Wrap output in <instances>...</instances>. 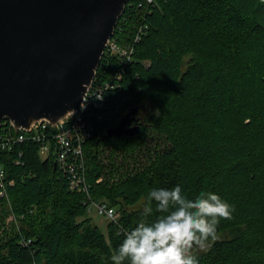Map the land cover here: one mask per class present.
<instances>
[{
  "label": "trees",
  "instance_id": "trees-1",
  "mask_svg": "<svg viewBox=\"0 0 264 264\" xmlns=\"http://www.w3.org/2000/svg\"><path fill=\"white\" fill-rule=\"evenodd\" d=\"M112 38L134 45L132 60L125 65L106 48L96 78L122 74L108 110L123 107L122 116L140 106L139 131L109 135L119 116L91 118L90 197L69 189L39 144L8 151L0 264H114L150 188L176 183L190 196L207 189L235 205L204 250L192 247L199 264H264V0H129ZM92 202L120 214L106 233L88 216Z\"/></svg>",
  "mask_w": 264,
  "mask_h": 264
},
{
  "label": "water",
  "instance_id": "water-1",
  "mask_svg": "<svg viewBox=\"0 0 264 264\" xmlns=\"http://www.w3.org/2000/svg\"><path fill=\"white\" fill-rule=\"evenodd\" d=\"M129 0H0V128L31 129L81 109ZM140 106L109 135L135 134Z\"/></svg>",
  "mask_w": 264,
  "mask_h": 264
},
{
  "label": "clouds",
  "instance_id": "clouds-1",
  "mask_svg": "<svg viewBox=\"0 0 264 264\" xmlns=\"http://www.w3.org/2000/svg\"><path fill=\"white\" fill-rule=\"evenodd\" d=\"M234 212L235 205L217 191L201 189L190 196L181 183L152 187L140 218L122 231L110 259L114 264H199L192 247H205L216 237L220 219H231Z\"/></svg>",
  "mask_w": 264,
  "mask_h": 264
},
{
  "label": "built area",
  "instance_id": "built-area-1",
  "mask_svg": "<svg viewBox=\"0 0 264 264\" xmlns=\"http://www.w3.org/2000/svg\"><path fill=\"white\" fill-rule=\"evenodd\" d=\"M153 2L154 0H147ZM141 5V3H140ZM143 27H140L137 38H141ZM118 41L112 38L109 40L106 48V54H119L121 61L126 65L132 60V54L135 51L134 45L121 47ZM105 48V51H106ZM117 80H102L95 77L92 85L87 90L85 99L81 109L75 113L68 115L62 121L53 124L45 119L36 122L31 129H16L12 124L9 126H1L0 128V199L9 198L6 184L7 175L3 166L4 156L8 151L18 149V146L25 142H33L40 145V154L43 158H47L52 153L56 166L63 170V174L67 177L68 187L72 191L86 193L89 197L90 185L87 178V168L85 162L84 145L95 132V124L91 119L96 117L103 120L106 117H118L119 121L122 116L123 107L117 109H109L110 92L120 87L119 80L122 74L116 75ZM102 97V98H100ZM97 110V112H96ZM126 113V112H125ZM123 113V114H125ZM7 124V122H6ZM20 163L19 159L16 161ZM98 208L99 213L107 216L110 220L118 222L119 212L116 208L110 206L106 202H92ZM12 214L8 221L12 220ZM23 244H29L30 239H23Z\"/></svg>",
  "mask_w": 264,
  "mask_h": 264
},
{
  "label": "rangeland",
  "instance_id": "rangeland-1",
  "mask_svg": "<svg viewBox=\"0 0 264 264\" xmlns=\"http://www.w3.org/2000/svg\"><path fill=\"white\" fill-rule=\"evenodd\" d=\"M88 216L92 217L94 222L98 224L105 233L107 232V227L110 219L107 216L99 213L98 208L95 204L90 205ZM205 247L201 248L198 246L197 249H195V251L197 252L202 251L205 249Z\"/></svg>",
  "mask_w": 264,
  "mask_h": 264
},
{
  "label": "flooded vegetation",
  "instance_id": "flooded-vegetation-1",
  "mask_svg": "<svg viewBox=\"0 0 264 264\" xmlns=\"http://www.w3.org/2000/svg\"><path fill=\"white\" fill-rule=\"evenodd\" d=\"M133 124H137V118H136V121L133 122Z\"/></svg>",
  "mask_w": 264,
  "mask_h": 264
}]
</instances>
